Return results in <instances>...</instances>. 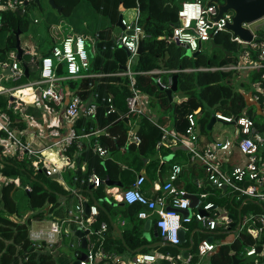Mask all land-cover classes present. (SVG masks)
<instances>
[{
  "label": "built area",
  "instance_id": "2783aa9c",
  "mask_svg": "<svg viewBox=\"0 0 264 264\" xmlns=\"http://www.w3.org/2000/svg\"><path fill=\"white\" fill-rule=\"evenodd\" d=\"M209 2L210 0L205 3L203 0L183 2L177 9L176 23L170 25L163 35L158 37V40H162L166 45L184 46L191 54L197 53L199 55L202 53L203 43L209 42L211 46V42L215 43L214 37L216 35L226 33L229 35V42L235 46L237 52V56L233 57V53L228 51L230 53L229 58H232V61L222 65L179 68L172 71L132 72L130 69L138 57V35L143 33V40L147 36L144 33V26L141 22L143 17L137 2L134 19L127 22L122 17L121 26L124 30L118 37L112 39V50L123 47L129 54L125 64L126 70L115 73L114 76L124 77L129 81V95L125 100L127 115L146 117L145 106L141 102L140 94L135 87L136 75L154 76L155 83L160 90L164 91L172 86V76L177 74L194 72L236 73L235 83L239 82L237 85L241 86L240 91L244 94L247 104H250V108H253L254 105L257 106L258 110L251 111L253 112L252 117L246 113V110L238 117L219 113L213 117L217 122L233 125L239 136L237 140L233 141L226 138L222 142H212L205 146L202 151H199L195 144L199 137L200 128L194 113L187 115V128L179 136L173 132H167L152 118H146L160 130L162 135H169L183 146L192 161H199L207 172L208 181L217 189H224L226 192L230 191L231 194L235 195L240 205L238 216L236 219L233 217L232 221L228 212L222 211L211 202L203 204L200 209L190 216H182L181 211L189 208L190 200L185 191L173 185L181 173V167L178 164L171 166L168 178L163 184V191L168 196L169 207L167 209L162 208L165 199L149 200L140 191L145 181L144 176H138L129 188L123 190L118 195L119 201L127 205L141 206L146 211L157 212L158 218L155 220V226L160 238L170 246L180 245L179 232L184 229V224L196 222L200 224L199 232L208 236L200 240L197 245L199 256H205L216 248L230 245L242 235H248L253 243L245 250V257L251 259L252 264H264V240L262 239L264 238V208L260 214L247 216L241 213V208L249 201L264 204V152H261L264 147V37L256 35L250 28L251 25L248 24L242 26L250 31V41H244L233 35L226 29V26L232 23L233 13L227 11L221 17H218V8ZM21 7H23V1L0 0V12L16 11ZM95 38L98 39L99 35L96 34ZM90 48L88 40L83 36L67 37L60 46H52L48 53L42 57L38 78L23 86L3 90L0 93L11 94L18 89H28L36 92L42 101H49L56 106H62L64 92L59 88V85L63 81L93 78L99 75L88 73L91 60ZM61 66L64 67L65 75H61ZM10 71V77L14 82H18L24 77L23 69L17 62L11 65ZM165 73L170 75L167 82H163L160 78V75ZM244 84L248 85V91H244ZM95 97L99 99L97 94H95ZM101 101L106 106L107 114L114 113L115 108L111 97L102 98ZM20 106L21 102L14 99L10 102L9 109L17 111ZM96 108L95 104L83 106L78 96L73 97L65 109V119L68 122L66 133L62 134L57 127L50 128L43 135V138L49 140V144L44 148H37L32 141L24 139L21 136L24 130L19 132L7 112L0 110V159L11 158L21 161L28 165L32 171L41 173L56 183H61V163L67 160L66 156L70 148L74 147L76 152H81L84 147L81 142L82 138L94 136L97 133L91 129L88 132L84 129L78 132L76 121L79 116L94 118ZM255 117L262 119L263 132L257 129ZM234 146L243 157V162L230 168V170H224L222 168L223 164L227 163L233 156ZM93 152L101 158H104L107 153L98 144H95ZM218 154H226L227 159L218 158ZM74 180L77 181L78 178L75 177ZM80 182L89 188L96 189L101 186L100 184L103 181L97 178L94 173H91ZM8 184H12L15 188L21 185L18 178H9L0 174V187ZM110 191H107V196L113 199V192ZM72 195L77 198L78 202L74 207V211H68V216L66 215L64 218H48L46 216L43 220H32L30 222L28 240L31 246L37 250L45 248L48 252L53 253L61 243L62 237H68L70 230L78 229L81 232H87L84 236L86 242L85 258L79 264H98L106 261L119 264L121 262L120 258L113 255V252L104 249V233L108 229L107 224L102 222L98 229H93V224L98 215V208L91 205L89 206V213L85 214L83 205L87 203V200L76 192H72ZM199 197L203 200L207 195L201 194ZM156 206L160 207L158 211H155ZM146 211L138 212L137 217L142 220L146 219L148 217ZM232 222L234 223V230H231ZM217 229L219 230L217 231ZM230 230L233 232L232 242L218 241L215 243L214 235L216 231H220V234H227V232L231 233ZM166 258L170 264H175L172 258ZM157 259L155 254L139 253L127 264H152ZM190 262L191 257L189 256L182 260L183 264H190Z\"/></svg>",
  "mask_w": 264,
  "mask_h": 264
},
{
  "label": "trees",
  "instance_id": "16d2710c",
  "mask_svg": "<svg viewBox=\"0 0 264 264\" xmlns=\"http://www.w3.org/2000/svg\"><path fill=\"white\" fill-rule=\"evenodd\" d=\"M18 1H23V10L29 5L36 7L33 0ZM171 1L172 0H54L55 4L61 8V15H57L56 24L58 25L54 26L55 28L49 27L47 29H56L57 31L60 30L63 32L66 31V29L68 30V33L62 37L60 44H62L63 40L67 37H85L91 46L90 71L95 74H114L122 70V67L126 64L127 56L120 48L111 49V29H113V25L116 23L119 16L118 9L120 7L124 9L136 8V3L138 2L143 17L141 22L142 25H144V33L147 36L143 40V53L138 56L135 63L133 69L135 72H145L159 67L161 58H165L167 55L168 58L165 61V67L167 69H184L187 66H191L192 68L207 67L222 65L232 61V58L225 57L223 53V57L220 60H217L216 57L214 59H207L203 54H199L195 57V62L191 63L180 55V48L174 45L167 46L162 40H158V37L163 35L164 31L177 21L178 8H176ZM83 2L90 5L92 11L99 13L102 16V20L107 21L109 26L102 27L97 30L96 33H91L86 28L84 29V33H80L78 29L74 30L69 28L67 19L74 15L79 5ZM75 23H80V21ZM28 25L29 23L25 19V12L22 15L18 13V10L0 12V40L3 38L4 41L0 49L3 54L0 55H4L13 49L15 34L17 32L25 33L28 29ZM96 34L99 35L98 39L95 38ZM228 38V34L220 33L214 37V41L216 44L222 45L227 51L235 50V46L229 42ZM53 46H55V43ZM27 68L29 72L30 65H27ZM177 76L179 88L185 94V99L182 100L180 104L176 105H169L166 95L157 86L153 77L137 76L135 78V87L137 90L151 97V108L158 113L160 117L159 124L163 123V121H161L162 117H165L166 114L169 113V120L174 126V129L179 133H184L188 124L186 119L187 115L200 107L202 110L198 115L197 122L200 132L204 135H208L206 126L214 113L238 117L245 109L246 113L252 117V109L248 107L244 94L238 89L235 83L236 73L194 72L189 74H177ZM69 83L71 84V88H77L76 86L80 85L81 92L78 94H80L84 100H88L94 94L98 95L99 102H102V98H112L115 108L113 114H107V112H105L106 106L104 104L99 105L98 113L100 116L102 114L107 115L106 120L103 121V125H110L108 134L111 137L113 136L111 139L102 138L101 147L105 149V146L115 152L118 148L123 146L125 142H127L128 127L120 120L119 112H127L125 100L129 95L128 79L124 77H110L103 78L100 83H96L95 80L89 79L69 81ZM90 86H92V88H90ZM243 87L244 91L249 90L248 85L244 84ZM10 117L13 119L14 115L10 114ZM257 119L258 117L254 118L256 127L260 132H263V121L258 122L256 121ZM94 125L95 123L93 120H87L84 117H80L76 121L78 132H80L81 129L88 132L90 129H93ZM136 136L139 138L140 142L135 157L140 159V156L154 155L159 143L158 138L160 136V131L158 128L145 118H141ZM133 145L132 143L129 146L131 152L134 150ZM160 150V152H162L161 154L169 152L168 149L165 148H160ZM74 152L76 151L71 148L68 151V156L72 157ZM73 157L78 168L74 173V178L76 177L83 180L91 173H94L97 178L102 181L114 178L113 173L114 170L116 171L117 165L114 162L112 164L111 161L101 160L91 148H85L82 152L76 153ZM82 164L86 165L84 172L80 171V166ZM0 174L9 178H18L21 183L18 188H15L12 184L0 187V264H57L54 252L50 253L45 248L37 250L31 246L28 240V228L32 220H43L46 216L48 217L56 213L61 198L67 197V194L61 188H56L55 185L50 186L43 181L35 180L34 178L37 176L46 177L41 173L32 171L28 165L15 159H0ZM24 179H27L28 182H25ZM50 184L53 185L55 182L52 181ZM83 187L84 191L88 194L89 187L86 185H83ZM101 188V186L98 188L97 196L101 195ZM208 201L219 204L223 202L221 197L217 199L210 198ZM103 203L105 208V210H103L104 214L102 212H100V214L104 218L105 214H107L105 212L109 213L110 208L106 202ZM49 206L50 208L47 211L46 209ZM239 207L240 205H238L234 214L230 213L235 219L238 216ZM244 208L246 210H257V212L259 211L260 213L264 208V204L249 201L241 208L242 214H244ZM110 213L112 212L110 211ZM184 226L187 228L185 230L184 241L187 246H189L190 242H192L191 234L193 233L194 237L195 232L199 230H196L194 222L184 224ZM231 230H234V228L232 227ZM219 233L220 231L216 232L214 236H220L221 234ZM229 233L230 232H227V234ZM223 234L224 233H222V235ZM70 237L72 236L69 235L63 238V243L65 245L68 243L66 238L69 239ZM262 239L264 240V238ZM125 240L126 245L134 249L140 247L143 243L133 228L127 230ZM252 243L253 241L250 236L242 235L230 245L219 247L218 251L210 256L209 262L210 264H230L231 254L237 259L241 258L244 260V258H246L245 250L248 249ZM117 244H120L119 240L108 238L104 241V249L107 250L113 246H117ZM166 248L176 251L175 249L178 247L175 248L166 244ZM192 250L197 254V248L193 247ZM147 251L148 250L145 249L143 252L146 253Z\"/></svg>",
  "mask_w": 264,
  "mask_h": 264
},
{
  "label": "crops",
  "instance_id": "0c3cea01",
  "mask_svg": "<svg viewBox=\"0 0 264 264\" xmlns=\"http://www.w3.org/2000/svg\"><path fill=\"white\" fill-rule=\"evenodd\" d=\"M45 1H46V6L51 8L48 5V0H45ZM82 4L83 3H81L79 5V7L76 10V12L74 13V15L67 19V23H68L69 28H72L74 30L78 29V31L80 33H84V29L86 28L89 32H91V33L95 32L96 33L97 30L101 29L102 27L109 26L107 21L102 20L101 18H98V17L95 19V23L92 25H88L86 21H82V26L80 23H75L78 20L74 21L75 20L74 16H76L77 11L79 9H81ZM40 6H41L40 10L37 7L36 8L38 9V11L40 13L44 12L43 24H44V27L46 28V31H48L47 28H49V27L55 28L54 26L58 25V24H56L58 13L54 10L56 12V16H55L51 12L44 11L43 0H40ZM17 10H18V13H19V11L22 12L20 15L24 14V12H25V9L23 10V7L19 8ZM122 10L124 11V10H128V9H124L123 7H120L118 9L119 15H121L120 12ZM132 10L135 11V8H133ZM85 15L86 14L83 12V14L81 15L82 20H83V17ZM58 16H60V15H58ZM33 22H34V24H39V20L37 18H34ZM116 23H117V21H116ZM116 23L113 25V29H111V33H110L111 40L116 38V35L114 34L115 28L119 29L116 26ZM121 32L122 31L120 30V34H121ZM25 33L19 32L18 37H16V35H15V43H14L13 49L10 50L9 52L5 53L4 55H0V92H2L3 90H9V89H13V88H16L19 86H23L29 82L28 81L27 83L21 84V85H13L14 83L12 84V82H11L12 80L10 77V75H11L10 67L14 62H17L21 66V68H22V63L26 64V66L30 65V71H29V77L28 78H29V80H31L30 79L31 71L32 70H38V73H39L40 60L42 59V57L45 54L48 53L49 49L53 46V44H52V46L50 48L43 47V49H41L40 42L33 39V38L30 41H27L25 39L22 40L21 36L25 37ZM85 34H89V33H85ZM86 36H88V35H86ZM17 38L20 41V47L23 51L21 61H18L17 53L15 50ZM3 44H4L3 38H1L0 49L3 46ZM170 45L171 46L174 45L175 47H178L180 49L185 48L184 46H179L176 44H169L167 46H170ZM0 54H3L1 50H0ZM24 56L29 58L28 62H23ZM38 56H39L40 60H38L39 58L37 59ZM167 58H168V55L165 58H161V60L159 62V67L154 68L152 70L172 71L175 69H179V68L167 69L165 67V61ZM137 59H138V57H137ZM137 59H136V61H137ZM135 63L130 69L132 72H135L133 70ZM123 67H125V65ZM185 68H192V67L187 66ZM90 69H91V60H90V68H89L88 73L95 74V73L91 72ZM152 70H149V71H152ZM121 71H124V70H121ZM145 72H147V71H145ZM116 73H118V72H116ZM114 74L113 73L112 74H99L98 76L93 77V78H78V79H74V80L63 81L59 85V88L64 92V100H63L62 106H56L49 101H42L38 97V94L36 92H34L32 90H28V89H18L11 94L0 93V110L6 111L9 116H10V114L14 115V118L12 119L14 122V125L19 130V132H22L21 130H24V133L21 134V136H23L24 139L32 141L37 148H44L49 144V140L46 138H43V135L50 128H53V127L56 128L57 127L61 130L62 134L66 133L67 127H68V122L65 119V109L68 106L71 99L75 96H78L80 98V100L82 101L83 106L95 104L97 107L96 108V114H95L94 118H87L84 116L78 117V119L80 117H84L87 120H93V122L95 123L93 129H91V130L96 131L97 132L96 135L87 136V137L82 138V140H81V142L83 143V146H84L82 150H84L85 148L86 149L91 148L93 150L95 144H98L99 146L102 145V143H101L102 138H105V139L113 138V136L111 137L108 134V129L110 128V125L109 126L103 125V121L106 120L107 115L102 114L100 116V114L98 113L99 105H103V102H99L98 99L95 97V94L93 96H91V98H89L88 100H84L83 97H81V95L78 94L79 92H81L80 85L76 86L77 88H71V84L69 83V81H78V80L89 79V80H95L96 83L97 82L100 83V81L103 78H110V77L111 78H118V76H114ZM61 75H65V70H64L63 66H61ZM137 76H146L147 77L149 75H136L135 78ZM169 76L170 75L168 73H165V74H161L160 78L162 79L163 82H167L169 79ZM151 77H153L155 79L154 76H151ZM23 78H25V77H23ZM28 78H25V79L28 80ZM177 81H178V79H177ZM172 83H173V81H172ZM237 84H239V83H237ZM128 87H129V84H128ZM237 87L239 90H241V86L237 85ZM90 88H92V86H90ZM138 92L140 94L141 102L144 104L145 109H146V117L152 118L155 122H157L159 124V118L160 117H159L158 113L155 112V110L151 108V97H149V95H147L144 92H141V91H138ZM179 96H182V97L179 98ZM14 99L19 100L21 102L20 109L17 111H15V110L13 111V110L9 109V104ZM172 99H175V101L172 100L170 102L168 100L169 105L180 104L181 101L185 99V94L180 90L179 84H178L177 92L172 94ZM249 105L250 104H248V107H249ZM254 109H255V111H257L258 110L257 106L254 105ZM201 110L202 109L199 107V108L192 111V113H194V117L196 120H198V115L200 114ZM106 111L107 110H105V112ZM126 111H127V107H126ZM111 114H113V113H111ZM215 114H217V113H214V115ZM219 114H222V113H219ZM119 116H120V120H122L125 123V125H127V127H128L127 142H125V144L123 146H121L120 148H118L115 152H113V150H110L104 146L107 153H106L104 158H101V157L100 158L103 161H111L112 164L114 162L117 165L116 171L114 170V173L112 172L114 178L110 179V180L109 179L103 180V182L108 180L110 182H115V183L121 184V187H116L114 185L111 187H105V190H106V194H107V191H109V190H111L110 192H113V199L110 197H108V198L110 200V204L111 205L115 204V207L111 206L108 203H107V205L109 206L110 211L112 213L113 212L116 213L115 217L112 216V222L116 227L119 228L120 235L122 236V239L119 238V235L117 234V232L111 227V221L109 220L108 215L105 214L104 218L102 217V215L100 214V212H102L104 214L102 209L98 208V215H97L96 220L93 224V229H98L99 225L102 222H104V223L106 222L109 227L104 233V241L106 239L110 238L112 240L117 239L120 242L119 245L117 244V246H113V247L107 249L106 251L113 252V255L120 258V260H121L120 263L127 264L136 255V254H132L131 253L132 251H135V250L141 248L142 246H151L152 245L151 248H145L148 250L146 253L155 254L158 258L152 264H170V262L168 261V259L166 257L172 258V260L175 262V264H183L182 260H184L187 256L191 257L190 264H210V262H209L210 256L213 253H216L219 248H216L213 252H210V253L206 254L205 256H202V257L199 256L198 254L195 253V251L192 250L193 247L197 248V245H198L197 243H195L193 233H192L191 234L192 235V237H191L192 242H190L189 246H187L186 242L183 241V243L181 245L176 246V247H178L177 249H175L176 251L167 249L166 243L160 238L159 233L154 231L152 227L150 228L149 226H145L146 221L151 219L154 213L150 212V211H146L145 209H143L141 206H138V205L124 204V206L121 207L120 204H122L123 202L119 201L118 195L121 194L123 190L129 188L138 176H144L145 181H144L142 187L140 188V191L149 200H156L157 198L165 199V203L162 206V208L167 209L169 207L168 196H167L166 192L163 191V184L166 182L168 175L170 173L171 166L173 164H178L181 167V173H180L177 181H175L173 185L176 188L185 191L187 193V195H192L195 198V200H194V206L195 207L191 209V214L196 212L198 209H200L203 204L209 202L208 200L210 198H216L217 199L218 197H221V199H222L227 194V192L225 190H222V189L220 190V189H217L216 187L213 188L210 185H206V182L208 181V175H207V172L205 171L204 167L202 166V164L197 160L192 161L189 153L184 149L183 146H181L177 141L172 139L169 135H162L161 132H160L161 137H160V139H158L159 143L157 145L155 154L150 155V156H140V159L136 158L135 157L136 150H137L138 144L140 142L139 138L136 136V134L139 130L140 120H141V118H145L148 122H150V121L145 116L127 115V112L126 113L119 112ZM169 116L170 115L168 113V114H166L165 117H162L161 121H163V123L159 124V125L161 127H163L167 132H173L174 134H176L178 136L182 135L183 133H179L174 129V126L171 124V122L169 120L170 119ZM124 117L127 118V121L123 120ZM209 133H210V131L208 132V135H209ZM208 135L202 134L200 132V129H199V137H198V140L195 144L197 150L202 151L204 149V147L207 146L208 144H210L212 142H219V141H214V140L209 139ZM238 138H239L238 133L235 131L233 138L229 139V140L235 141ZM224 139H226V138H224ZM132 143L134 144L133 145L134 150H132V152H131L129 149V146ZM71 148L74 149V151H75L74 147H71ZM110 148H112V147H110ZM160 148L168 149L169 152H164L163 154H161L162 152H160L161 151ZM76 153H80V152H74L72 154V157L68 156V153H67V156H66L67 160L64 163H61V166H62V170L60 173L61 183H57V184L62 187L63 191L67 195L70 194L72 196V192L78 193L83 199H86L87 204H89V206H91V205H94L93 204L94 202L92 200L91 195L89 193L87 194V192L84 191L83 184H81V182L78 181L80 179L75 181L74 177H73L74 173L78 169L75 162H74V157H73ZM219 156H221V154H218V158L222 159ZM242 158L243 157L240 154H238V156L236 157L235 152H234L233 156L230 159V160H233V163L230 164L229 163L230 160H229L227 163L223 164L222 168L224 170H230V168L242 164V162H243ZM85 168H86V165L82 164L80 166V171L84 172ZM101 190H103V188H101ZM88 192H89V190H88ZM92 192H93V196L95 199H97V197L101 198V195L97 196L98 188L93 189ZM201 194H206L207 197L205 199L201 200V198L199 197ZM69 201L70 200H68V196L62 197L60 202H59V207L66 208L67 207L66 205H68ZM77 202H78V200L75 197V200H73L72 205H74V207H75ZM211 203L215 204L222 211L227 212L226 209H224L223 204L215 203L213 201H211ZM100 204L103 205V207H104L103 202ZM116 205H119V207L118 206L116 207ZM59 207L56 210V213H53L52 215L48 216V218L49 217H51V218L56 217L58 214H62L61 209ZM49 208H50V206L47 209H49ZM71 210L74 211V208L73 209L66 208L65 211L63 212V214H64L63 217H60V218H64V217H66V215L68 216V211H71ZM110 211H109V214H111ZM140 211H146L148 217L144 220L139 219L137 217V213ZM155 220H153V223H152L153 225H155ZM183 227H184L183 230L185 231L187 228L185 226H183ZM132 228L135 229L136 234L139 237V239L141 241H143L141 246L137 247L135 249L132 247L129 248L126 245V240H125V235H126L127 230H130ZM226 235H228L227 238L224 241L220 240L219 242H226V243L232 242L233 232H231L229 234H223V235L221 234L220 236L225 237ZM63 238L64 237H62V240H63ZM70 238L71 239L73 238L72 242L73 241L77 242V247L80 249L81 252H77V251L72 252L71 255L73 256V258H70L68 255H66L67 264H71L73 262L71 259L76 260V259H79L83 254L85 255V250L81 249V241L78 238H75L73 236ZM184 240H185V235H184ZM69 246L73 247V244L70 242ZM58 248H56L53 251L55 253V255H56V251ZM145 249L141 250L139 253H144L143 251ZM186 252L188 254L185 256ZM139 253H137V254H139ZM232 255L233 254H231V256ZM239 260H242V259H239ZM100 263L112 264L111 262H107V261L106 262H100ZM239 263H241V262H239ZM113 264H114V262H113Z\"/></svg>",
  "mask_w": 264,
  "mask_h": 264
},
{
  "label": "rangeland",
  "instance_id": "374dc122",
  "mask_svg": "<svg viewBox=\"0 0 264 264\" xmlns=\"http://www.w3.org/2000/svg\"><path fill=\"white\" fill-rule=\"evenodd\" d=\"M194 0H172V4L176 7L179 8L180 5L183 2H193ZM204 3L207 0H203ZM43 8L44 11L47 12H51L53 15L56 16V12L54 10H52L51 8H49L48 6H46V1L43 0ZM83 12L86 14L83 17V20L81 19V15L83 14ZM121 16L127 21V22H131L134 19L135 16V11H133L132 9H128V10H122L120 12ZM43 16H44V12L40 13L38 11V9L32 5H29L26 7L25 9V19L27 20V22L29 23L28 25V29L27 32L25 33V37L21 36L22 40H27L30 41L32 38L39 41L40 42V46L41 49H43V47L45 48H50L52 46V44L55 43V45L60 46V41L62 39V37L68 33V30L66 29V31H57L56 29H49L48 31H46V28L44 27L43 24ZM101 18L102 16L99 13H95L94 11L91 10V6L86 4V2H83V4L81 5V9H79L76 13V16H74V21H80V24L82 26V21H86L88 25H92L95 23V19L96 18ZM34 18H37L39 20V24H34L33 20ZM250 28L254 31V33L256 35H261L264 37V20H259L253 24H251ZM114 34L117 36L120 35V30L115 28L114 30ZM87 50H89L87 48ZM180 55L185 57L188 61H190L191 63H194V59L190 53V55H187V49L185 48H181L179 50ZM231 52L233 53V57L237 56V52L236 50H231ZM207 59H214L216 57L217 60H220L223 55L222 52L219 49H211L210 43L209 42H205L202 45V53ZM39 58V56L37 57V59ZM40 60V58L38 59ZM29 58L24 56L23 57V62H28ZM39 62V61H38ZM38 77V70H32L31 71V75H30V79L28 78L25 79H21L19 82H14L12 79V84L13 85H21V84H25L28 81H32L34 79H36ZM34 78V79H33ZM239 83V82H238ZM252 111H255L254 107L251 108ZM258 122H262V119L260 117H258V119L256 120ZM236 131L235 127L231 124L226 125V124H222L219 122H216L213 125L212 130L210 131L208 138L214 141H219L222 142L224 140V138H228V139H232L234 136V132ZM233 150L235 152V156L237 157L239 152L236 148V146L233 147ZM261 152H264V147L261 149ZM221 158L227 159V155H223L221 154V156H219ZM243 159V158H242ZM229 163H233V160H230ZM37 181H43L44 183L50 185V186H54L56 188H61L62 187L60 185H58L56 182L55 184L51 185L50 183H52V180L44 178L42 176H37L36 178H34ZM25 180V179H24ZM28 182V180L26 179L25 182ZM63 190V189H62ZM68 196V200H70L68 202V205H66V208H70L73 209L74 205H72L73 200H75V196H71L70 194L67 195ZM223 202L221 204L224 205V209H226V211L228 213L234 214L236 212V208L239 205V202L236 200L235 195L231 194L230 191L227 192V194L222 198ZM61 209V213L62 214H58L56 217L60 218L63 217V212L65 211L66 208L63 207H59ZM245 209V208H244ZM250 214H260L259 211L257 212V210L253 211V210H244V214L243 215H247L249 216ZM223 215V213H222ZM51 218V217H49ZM194 225L196 226V230L200 231V224L194 222ZM219 229H217L218 231ZM195 232V236H194V241L195 243H199L200 240H202L205 237L201 232ZM216 231V232H217ZM228 235H226L225 237H221V236H217L215 238V243H217L218 241H224L227 238ZM73 239V238H72ZM72 239H66L68 240L67 245H65L63 243V240L61 241L60 245H58L56 248V260H57V264H67V259H66V255H68L70 258H73V256L71 255L72 252H81L80 249L77 247V242L73 241ZM73 244V247L69 246V243ZM241 259V258H240ZM72 261H74L73 259H71ZM241 264H252V260L249 258H244V262Z\"/></svg>",
  "mask_w": 264,
  "mask_h": 264
},
{
  "label": "water",
  "instance_id": "95a60500",
  "mask_svg": "<svg viewBox=\"0 0 264 264\" xmlns=\"http://www.w3.org/2000/svg\"><path fill=\"white\" fill-rule=\"evenodd\" d=\"M34 5L40 10L41 6H40V0H33ZM209 3H213L214 4V0H210ZM27 4V3H26ZM48 5L55 10L58 15H61V8H59L54 0H48ZM219 10V14L218 17H221V15L229 10L233 11V19H232V23L228 24L226 26V29L231 32L233 35L240 37L242 40L244 41H250L251 39V33L247 28H244L242 25L243 24H248L251 25L259 20H262L264 18V0H237V2H235L234 4H230V3H226L224 6H221L218 8ZM22 12L19 11V14H21ZM121 19L122 16L119 15L118 19H117V23L116 26L123 31L124 28L121 26ZM131 34V32H129ZM16 37H18L19 32H17ZM120 49H122L125 53L126 56L128 57L129 54L128 52L123 48L120 47ZM211 49H219L223 55L225 57H230V53L228 51H226L221 45H216L214 42H211ZM15 50L17 53V59L18 61H21L22 59V54L23 51L20 47V41L17 38L16 41V45H15ZM143 53V33H140L138 35V45H137V55L140 56ZM187 55H190V51L187 49ZM193 58H195L198 54L194 53L191 54ZM22 68H23V72H24V77L28 78L29 77V72H28V68L26 66V64L22 63ZM122 70H126L125 67H122ZM178 76L174 75L172 77V86L164 91V94L166 95V97L168 98V100L171 102L172 100L175 101V99H172V94L177 92L178 90ZM182 96H179V98H181ZM124 121H127V118L124 117L123 118ZM216 122L214 117H211L209 123L206 126V130L209 132L211 131L214 123ZM161 136H159L158 139H160ZM101 187L103 188V190H101V198H97L95 199L93 196V192L91 189H93V187L89 188V194L92 197L93 200V204L102 210H105V208L103 207V205H101L100 203L102 202H106L108 204H110V200L106 194V190L105 187H111V186H116V187H121V184L119 183H115V182H110V181H105V182H101ZM206 185H210L213 188H215V186L213 184H211L209 181L206 182ZM224 190V189H222ZM188 199L190 200V206L187 210H182L181 214L184 217L190 216L191 214V209L194 208V196L192 195H188L187 196ZM111 205V204H110ZM113 207H115V204L111 205ZM119 207V205H116V207ZM121 207L124 206V203L120 204ZM84 211L86 214L89 213V204L85 203L84 204ZM160 209L159 206L155 207V211H158ZM48 210V209H47ZM107 213V212H106ZM153 216L151 219H149L148 221H146L145 226H149L150 228L152 227L154 231H156L158 233V230L156 228L155 225H153V220L158 218V214L157 212H153ZM109 220L111 221V227L117 232V234L119 235V238L122 239V236L120 235V230L118 227H116L113 222H112V216L115 217L116 213L113 212L111 214L107 213ZM230 219L233 221V216L230 215L229 216ZM231 227H234V223L232 222ZM149 230V229H148ZM86 231L85 232H81L80 230L76 229V230H70V235L78 238L81 241V249H85V238L84 236L86 235ZM184 235H185V231L183 229L180 230L179 232V237H180V245L183 243L184 241ZM151 246H142L141 248L132 251V254H137L139 253L141 250L145 249V248H151ZM188 253H185V256ZM85 258V255L83 254L79 259L74 260L71 264H79L80 261H82ZM244 260H239L237 259L234 255L231 256V263L230 264H238L239 262H243Z\"/></svg>",
  "mask_w": 264,
  "mask_h": 264
},
{
  "label": "flooded vegetation",
  "instance_id": "af4514ba",
  "mask_svg": "<svg viewBox=\"0 0 264 264\" xmlns=\"http://www.w3.org/2000/svg\"><path fill=\"white\" fill-rule=\"evenodd\" d=\"M237 2V0H214V5H216L217 8L224 6L226 3L234 4ZM233 13V11L229 10Z\"/></svg>",
  "mask_w": 264,
  "mask_h": 264
}]
</instances>
